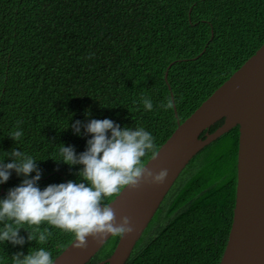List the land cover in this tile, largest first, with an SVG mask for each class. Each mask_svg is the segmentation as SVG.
<instances>
[{
  "label": "trees",
  "instance_id": "obj_1",
  "mask_svg": "<svg viewBox=\"0 0 264 264\" xmlns=\"http://www.w3.org/2000/svg\"><path fill=\"white\" fill-rule=\"evenodd\" d=\"M263 43L264 0H0V160L11 162L6 157L14 148L33 156L42 190L82 182L81 166L57 162L58 145L85 151L91 137L83 129L75 135L68 125L91 119L143 127L159 149L177 120L183 122ZM170 95L177 117L159 107ZM142 96L151 98L152 111L144 109ZM15 130L23 132L18 142L9 137ZM237 147L235 127L189 162L126 264L219 263L232 222ZM23 179L13 172L0 184V199ZM51 231L45 245L0 244V264L41 246L55 259L73 236ZM20 235L27 239L23 229ZM118 239L110 237L87 264L107 259Z\"/></svg>",
  "mask_w": 264,
  "mask_h": 264
},
{
  "label": "clouds",
  "instance_id": "obj_2",
  "mask_svg": "<svg viewBox=\"0 0 264 264\" xmlns=\"http://www.w3.org/2000/svg\"><path fill=\"white\" fill-rule=\"evenodd\" d=\"M140 102L146 111L153 110L151 98L142 96ZM175 104L173 98H168L159 107L171 110ZM20 123L17 121L18 126ZM69 127L75 135H81L83 129V135L91 138L86 142V150L79 154L74 146L58 145L57 162L69 167L81 166L77 175L82 182L50 184L42 190L38 186L42 172L33 156L14 148L6 157L11 162L0 160V184L6 183L13 172L24 177L0 199V224L3 225L0 244L8 242L22 247L26 242L35 241L45 245L53 235L51 228L71 234L72 248L79 251L87 249L89 238L99 244L109 237L131 236L135 231L131 219L121 216L118 221L115 210L104 201L126 189L136 191L142 185L159 187L166 183L168 169L154 172L143 161L149 153L155 160L158 151L155 138L143 127L121 128L107 118L91 119L87 123L77 120ZM22 135L21 130H15L9 137L18 142ZM21 229L27 232V239L20 235ZM11 262L55 264L51 251L43 246L29 249L27 255L17 252Z\"/></svg>",
  "mask_w": 264,
  "mask_h": 264
},
{
  "label": "water",
  "instance_id": "obj_3",
  "mask_svg": "<svg viewBox=\"0 0 264 264\" xmlns=\"http://www.w3.org/2000/svg\"><path fill=\"white\" fill-rule=\"evenodd\" d=\"M173 63L167 66L165 81ZM173 110L177 117L175 107ZM221 120L223 123L214 132H206ZM235 127V200L218 264H264V43L183 122L177 120V127L159 147L157 158L151 157L145 163L154 172L168 169L166 183L159 187L142 185L136 191L126 189L108 203L118 221L121 216L131 219L135 231L131 236L119 237L112 254L97 264H126L181 172L203 148ZM3 193L1 189L0 195ZM108 239L98 244L89 238L84 251L74 250L72 241L54 259L55 264H87Z\"/></svg>",
  "mask_w": 264,
  "mask_h": 264
}]
</instances>
